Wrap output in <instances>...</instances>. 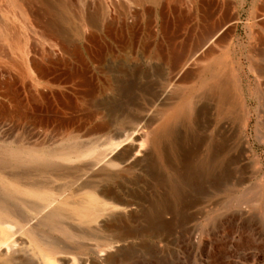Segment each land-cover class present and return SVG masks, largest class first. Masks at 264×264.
Here are the masks:
<instances>
[{
  "label": "bare ground",
  "instance_id": "bare-ground-1",
  "mask_svg": "<svg viewBox=\"0 0 264 264\" xmlns=\"http://www.w3.org/2000/svg\"><path fill=\"white\" fill-rule=\"evenodd\" d=\"M25 1L33 6L34 0ZM127 1L162 5L165 47L152 48L143 37L142 53L134 56L129 51L136 39L131 28L120 23L114 32L108 26L118 54L104 47L96 54L70 51L68 35H81L85 23L96 27L105 11L91 14L81 6L73 9L71 0H43L35 9L37 24L45 41L49 36L59 38L65 57L54 60L49 50H43L40 60L22 53L29 58L31 71L26 57L9 53L27 45H22L25 36L13 16L22 3L0 0V59L7 58L5 63L0 60V130L8 122L17 129L12 141L0 137V264H97L37 228L62 232L67 241L74 237L96 241L100 229H115L114 240L123 243L146 230L185 227L215 210L223 213L227 206L231 167L246 150L248 116L242 80L229 50L206 48L218 28L209 23L213 8L226 1ZM119 3L123 7L125 2ZM188 3L203 23L192 47L196 29L189 25L190 13L180 9ZM260 8L264 9V0ZM173 15L176 20L171 22ZM185 30L186 39L179 41ZM260 39L264 42V37ZM68 59L83 66L95 63L100 78L88 76L85 69L60 73V64ZM249 59L259 80V108L264 101L263 46L251 51ZM110 63L113 67L108 68ZM67 77L82 80L76 99L53 88V82L58 87ZM102 92L111 97L98 100ZM53 126L63 131L61 142H53L48 134ZM132 171L137 175L128 180L125 174ZM142 180L146 182L140 185ZM128 183L149 188L151 195L130 193ZM138 219L144 221L141 228L128 224ZM212 223L208 219L205 227ZM112 258L107 256V261Z\"/></svg>",
  "mask_w": 264,
  "mask_h": 264
},
{
  "label": "rangeland",
  "instance_id": "rangeland-1",
  "mask_svg": "<svg viewBox=\"0 0 264 264\" xmlns=\"http://www.w3.org/2000/svg\"><path fill=\"white\" fill-rule=\"evenodd\" d=\"M34 1L33 6H31V3H25V0H20V3H22V10H16L17 13L16 11L14 12V14L16 13V15L13 16L14 20H17L15 21L16 25H18L17 29H20L18 30L19 33L22 32V37L25 36L22 45H27H25V47L23 46V48H25L24 50L21 46L23 50L20 49L21 52L18 51L17 53H13L9 51L10 55L12 54V56L18 58L19 54L23 55L22 53H28L27 55L29 58H38V60H40L43 50H49L52 52L54 60L62 56L65 57L63 53L65 49H62L65 47H63L58 37L52 36V38H50L51 36H49V38L47 37V41H45L42 36L41 29L35 17V9L41 7L43 0H38V2L37 0ZM119 1L125 2L123 7L120 6ZM225 1L226 4L224 5L219 3L220 6L222 4L221 8L218 3L216 4L217 6L215 5V8H213L214 17L209 23L213 25L217 24L219 29L217 28L214 32L216 36L211 37L212 39H210L206 48H215V51L223 49L229 50L231 64L239 72L242 80L243 92L245 95V110L248 116V127L244 132V140L246 142L244 155L237 165L231 167L233 174L227 181V206L223 213L220 210H215L210 213L209 216L204 217V219L200 218L190 222L185 227H178L176 224L172 231L152 232L146 230L141 232V234L134 239L123 243L114 240L118 235L115 229H100V231L95 233L96 241L81 240L75 237L73 240L67 241L62 232H49L43 228H37L39 232H42L45 236L60 243L67 244L71 248L77 249L76 256L84 258L85 260H91L97 264H264V133H261L264 132L261 130L262 124L264 123V101L262 106L258 108L259 104L256 91L259 80L256 74L251 71V61L249 59L251 51L260 48V45L264 48V42H261L260 39L264 37V9L260 8L262 0ZM71 2L73 3L72 5H74L73 9L77 10V8L81 6V9L91 14L102 9L105 11V17L96 24V27L87 23L81 25V35L70 33L68 35L70 43L67 44V48L69 46L68 50L70 51L75 49L86 55L90 52L91 54H96L104 47L111 48V51H116L115 53L118 54V49L115 48L116 44L110 36L111 33L108 26L112 25L111 27L112 29L114 28V32V30H118L119 25H121L120 23H122V25H128L132 30V37L136 39H134L132 50L129 51L135 54L134 56H137L138 53H142L140 43L142 40L144 41V39L152 48L155 47L157 49L167 45L162 32L163 23L160 20V13L163 10L162 5L155 8V4L152 3L143 5V7L131 4L128 1L126 3V0H71ZM172 3V6H174V2ZM24 4H28V6H24ZM228 4H230L229 7ZM2 7H5L4 3ZM180 9L190 13L188 16V19H190L188 20L189 25L196 29L190 40L191 44L189 43L192 47L197 44V40L200 39L199 36L202 34V32H200L203 28L202 18L199 12L190 6V3L185 6L181 5ZM148 11H150V13H148ZM122 13L124 15H122ZM173 16L170 17L171 22L176 20L175 16ZM221 18H224V20ZM148 24L150 26V31H147ZM20 26L25 30H21ZM187 31L188 30L182 31V33L179 34V36H181L179 41H184L186 39L189 32ZM27 55L23 56L26 57ZM28 57H26L27 65L29 64ZM0 60L2 63H5L7 58L5 60V57H2ZM133 61L134 60H130L129 64H137V62L134 61L133 63ZM87 62H85L86 65L83 66L84 64L81 65L74 60L69 61L68 59L60 64L59 71L62 70L60 72L62 73L68 70L73 72L85 69L87 70L88 76L94 75L93 77L98 78L101 74L96 68V64ZM75 66H78V68ZM106 66L108 68L113 67L111 63L109 66ZM28 67L32 71L30 64ZM68 78L69 77H67V79ZM63 79L61 80L62 83L59 85L60 87H57L58 84L53 81L54 87L53 85L51 87L60 92L64 91L67 93L66 95L70 97L69 99H76V92L82 89L79 86L82 82L81 78L78 79L74 77L70 78L71 80H67L66 78ZM26 80L30 82L29 78ZM261 80L264 82L263 78H261ZM106 93L102 92V95L99 94L100 97L97 96L99 97L98 100L102 101V98L107 99L111 97L109 93L107 95ZM165 111L166 110H162V112ZM8 123L1 128L0 137H4L6 141H12L17 137V129L13 123ZM55 129V126H53L47 132L54 138L53 142H57L58 140L61 142L63 139L61 134L64 133L62 130L58 131ZM58 135H60L61 138H59ZM101 166L102 165H99L97 168ZM97 168H95V170H97ZM135 175H137L136 171L125 174L126 178L129 177L128 180H134ZM144 182H146V180L140 181L139 184L141 185V183ZM142 188H140L139 185L128 183L127 189L134 195H151L149 188ZM251 189H255V191L253 190L252 192ZM208 219L213 223L206 228L205 223ZM34 223L36 222L34 221ZM128 224L136 229L140 226L142 227L141 224L144 225V221L138 219L137 222L130 221ZM109 255L113 257L112 261H107V256Z\"/></svg>",
  "mask_w": 264,
  "mask_h": 264
}]
</instances>
